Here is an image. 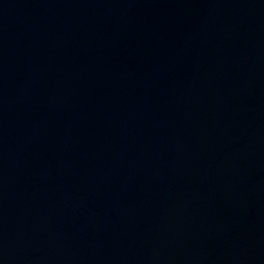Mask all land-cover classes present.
Listing matches in <instances>:
<instances>
[{
	"label": "water",
	"instance_id": "obj_1",
	"mask_svg": "<svg viewBox=\"0 0 264 264\" xmlns=\"http://www.w3.org/2000/svg\"><path fill=\"white\" fill-rule=\"evenodd\" d=\"M0 264H264V0H0Z\"/></svg>",
	"mask_w": 264,
	"mask_h": 264
}]
</instances>
